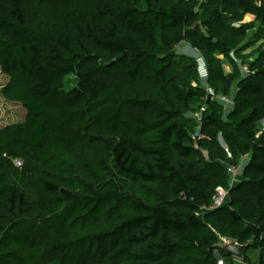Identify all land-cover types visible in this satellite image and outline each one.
<instances>
[{"label":"trees","instance_id":"16d2710c","mask_svg":"<svg viewBox=\"0 0 264 264\" xmlns=\"http://www.w3.org/2000/svg\"><path fill=\"white\" fill-rule=\"evenodd\" d=\"M62 1L70 3L65 13L58 0H0V68L14 81L31 82L21 97L29 116L23 132L33 134L38 146L52 107L74 110L114 90L119 96L108 104L107 126L87 133L94 167L46 166L35 191L14 180L11 160L0 153V264L13 262L5 247L14 244L25 255V242L36 239L50 264H208L217 233L241 245L253 241L264 251V141L255 140L264 120V52L251 64L258 80L240 85L251 111L243 103L226 115L192 87L200 81L197 71L176 55L187 43L211 72L217 54L231 61L236 39L255 28L244 24L246 18L256 14L264 26V0H209L203 15L196 0ZM239 78L222 79L225 95ZM136 89L147 98H134ZM196 104L208 107L203 134L224 133L229 141L228 134H236V164L251 155L249 181L231 191L224 217L208 215L209 225L203 209L218 189H231L230 177L194 145L185 114ZM136 185L166 187L169 194L154 207L139 205V215L111 231L78 233L75 221L97 202L118 201ZM169 230L178 233L175 242Z\"/></svg>","mask_w":264,"mask_h":264},{"label":"rangeland","instance_id":"374dc122","mask_svg":"<svg viewBox=\"0 0 264 264\" xmlns=\"http://www.w3.org/2000/svg\"><path fill=\"white\" fill-rule=\"evenodd\" d=\"M198 11L203 15L209 0H196ZM57 8L61 13H65L70 8V3L58 0ZM259 8L261 4L258 5ZM256 14L246 18L244 24L255 23L247 38L238 37L237 48L232 54L231 61L223 55H216L214 71L208 69L204 57L189 44L183 43L176 49L179 59H185L188 66H193L198 74L200 81L192 82V87L204 91L211 96L222 108L226 115L237 105L243 104L245 107H252L251 99L241 95L240 85L249 79L256 78V72L251 69V64L262 57L264 52V26L257 21ZM239 27V24H235ZM239 74L240 78L232 85L230 93L224 94L225 87L222 79H230L233 75ZM187 80L188 76H181ZM260 79V78H259ZM31 88L28 79L14 81L9 75L5 74L0 68V153L12 162L10 174L14 180L23 187L38 189L40 179L45 177L46 166L71 165L78 166L96 165V154L93 149L87 146L86 137L90 131H98L106 127L109 122V114L113 110L116 100V90L110 95L103 97L100 101L86 100L74 110H66L62 106H54L47 114L46 139L34 146L35 136L23 132V125L29 119L21 97L26 95ZM128 89L126 95H128ZM228 96L230 103L222 102L221 98ZM134 98L145 99V90H135ZM205 104H196L189 109L185 117L190 122V132L196 141V146L200 147L206 162L213 164L217 172H227L230 177V190H226V198L221 207L214 205L215 195L212 204L204 207L202 218L208 225L211 224L207 217L210 213L217 217H224L226 209L231 207L233 190L239 189L245 182V171L251 161V155L242 157L236 164V157L240 154L239 138L236 134H228L231 140L227 139L224 133L209 132L202 133V124L199 118L207 110ZM112 109V110H111ZM251 110L248 109L247 114ZM226 120V117L223 118ZM256 142L264 141V120L258 124ZM202 145V146H201ZM234 170L230 172V169ZM168 195L166 187L158 185H136L131 186L127 194L122 195L118 201L102 200L95 204L86 216L78 218L74 225L80 227L78 232L81 236L89 234H100L113 230L123 221L131 219L140 214L139 205L154 207L158 204L161 195ZM169 237L175 242L178 233L169 230ZM218 242L211 250V259L208 264H264V251H262L253 241H250L244 259L239 261L233 257H228L222 249V244L231 239L228 236L217 233ZM236 241V240H235ZM14 248V249H13ZM2 251L11 254L12 264H50L46 257V249L39 239L32 242H25V255L15 251L14 244L5 247ZM31 261L30 260V258ZM173 264H178L173 260Z\"/></svg>","mask_w":264,"mask_h":264},{"label":"water","instance_id":"95a60500","mask_svg":"<svg viewBox=\"0 0 264 264\" xmlns=\"http://www.w3.org/2000/svg\"><path fill=\"white\" fill-rule=\"evenodd\" d=\"M248 248V245H241L234 239H228L222 244V249L225 251L226 256L233 257L239 261L244 259Z\"/></svg>","mask_w":264,"mask_h":264},{"label":"built area","instance_id":"2783aa9c","mask_svg":"<svg viewBox=\"0 0 264 264\" xmlns=\"http://www.w3.org/2000/svg\"><path fill=\"white\" fill-rule=\"evenodd\" d=\"M207 98L210 99L211 101H214L213 98L209 95H207ZM222 102H225L227 104L230 103V99L228 98V96H224L221 98ZM199 122H203V116L199 118ZM194 145H196V141L194 139ZM234 170V167H232L230 169V172H231V175H232V172ZM225 198H226V190L225 189H218L216 191V195H215V199H214V205L218 208V207H221L225 201Z\"/></svg>","mask_w":264,"mask_h":264}]
</instances>
